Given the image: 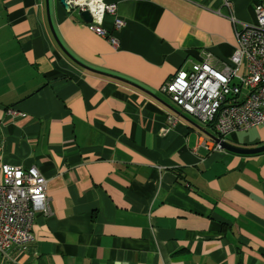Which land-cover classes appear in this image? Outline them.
Segmentation results:
<instances>
[{"label":"crops","instance_id":"crops-1","mask_svg":"<svg viewBox=\"0 0 264 264\" xmlns=\"http://www.w3.org/2000/svg\"><path fill=\"white\" fill-rule=\"evenodd\" d=\"M103 1L125 23L103 20L117 47L59 0L54 30L73 59L137 86L71 60L46 0H0V172L38 169L50 207L0 264H264V153L209 154L205 127L160 92L204 52L229 62L230 17L256 25L264 0ZM229 136L264 146V126Z\"/></svg>","mask_w":264,"mask_h":264},{"label":"built area","instance_id":"built-area-1","mask_svg":"<svg viewBox=\"0 0 264 264\" xmlns=\"http://www.w3.org/2000/svg\"><path fill=\"white\" fill-rule=\"evenodd\" d=\"M70 9L88 12L92 23L87 28L96 35L118 46V40L103 28L107 15L115 18L114 30L124 21L118 18L116 5L103 0H68ZM256 25H234L236 49L229 62H216L211 53L204 52L182 68L160 88L179 110L196 118L205 128H212L222 141L239 132L264 125V6H255ZM244 68V74L239 71ZM9 117L24 115L9 109ZM174 118L168 119L169 124ZM208 153L222 152L220 143L208 139L199 146ZM50 212L47 180L36 168L4 165L0 172V254L12 247H23L33 242L35 217L38 212Z\"/></svg>","mask_w":264,"mask_h":264},{"label":"water","instance_id":"water-1","mask_svg":"<svg viewBox=\"0 0 264 264\" xmlns=\"http://www.w3.org/2000/svg\"><path fill=\"white\" fill-rule=\"evenodd\" d=\"M68 0H59V2L61 3V5L69 10L70 9V6L69 4L67 3ZM46 8H47V16H48V23H49V27H50V30H51V33L56 41V43L58 44V46L62 49V51L68 55V57L73 60L74 62H76L79 66H81L82 68L88 70V71H91L93 73H96V74H100V75H103V76H107V77H110L112 79H115V80H118V81H122L124 83H127V84H130L132 86H137L125 79H122V78H119V77H116V76H113V75H109V74H105V73H102V72H99L97 70H94V69H91L83 64H81L80 62L76 61L75 59H73L71 57V55H69L65 49L62 47V44L61 42L59 41L57 35H56V32L54 30V27H53V24H52V21H51V16H50V7H49V0H46ZM80 18L81 20L85 23V24H88V23H92V17L91 15L88 13V12H83V13H80ZM140 88V87H138ZM194 126L199 130L201 131L204 135H206L210 140L214 141L215 143H220L221 146H222V149L225 150V151H228L230 153H234V154H239V155H255V154H260V153H264V146L263 147H259V148H256V149H241V148H237V147H234L230 144H228L226 141H222L220 140L218 137H216L214 134L212 133H209V131L206 129V128H203L199 125H196L194 124Z\"/></svg>","mask_w":264,"mask_h":264},{"label":"rangeland","instance_id":"rangeland-1","mask_svg":"<svg viewBox=\"0 0 264 264\" xmlns=\"http://www.w3.org/2000/svg\"><path fill=\"white\" fill-rule=\"evenodd\" d=\"M190 67V66H189ZM244 68H242L240 71H239V75L240 76H242L243 74H244ZM264 126V125H263ZM262 127V126H261ZM260 128V127H259ZM256 131L257 130H251L248 134L250 135V136H257V133H256ZM209 133H215L214 131H213V129L212 128H209ZM215 135V134H214ZM241 135H243V134H239V136H241ZM226 141L229 143V144H232V140H230V136L229 137H226Z\"/></svg>","mask_w":264,"mask_h":264},{"label":"trees","instance_id":"trees-1","mask_svg":"<svg viewBox=\"0 0 264 264\" xmlns=\"http://www.w3.org/2000/svg\"><path fill=\"white\" fill-rule=\"evenodd\" d=\"M210 154V153H209Z\"/></svg>","mask_w":264,"mask_h":264}]
</instances>
